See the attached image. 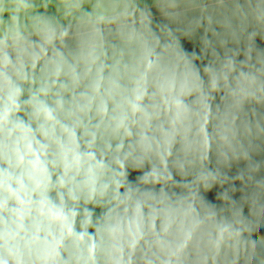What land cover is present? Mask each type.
<instances>
[{
	"label": "clouds",
	"instance_id": "1",
	"mask_svg": "<svg viewBox=\"0 0 264 264\" xmlns=\"http://www.w3.org/2000/svg\"><path fill=\"white\" fill-rule=\"evenodd\" d=\"M0 264H264V0H0Z\"/></svg>",
	"mask_w": 264,
	"mask_h": 264
}]
</instances>
